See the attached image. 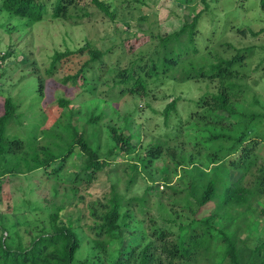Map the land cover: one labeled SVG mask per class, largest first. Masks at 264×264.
Wrapping results in <instances>:
<instances>
[{
  "label": "trees",
  "instance_id": "trees-1",
  "mask_svg": "<svg viewBox=\"0 0 264 264\" xmlns=\"http://www.w3.org/2000/svg\"><path fill=\"white\" fill-rule=\"evenodd\" d=\"M139 1L122 0L116 8H131ZM200 1L208 7L206 0ZM258 5L264 13V0H258ZM0 11L30 22L55 19L74 24L85 18L91 20L98 13L111 20L117 15L111 0H0ZM200 16L201 11L194 14L190 22H183L180 28L169 33L145 34L147 38L136 49L131 44L114 61H110L113 47L101 49L88 41L77 48L55 51L47 73L62 62L71 63V56L85 57L78 68L68 70L61 78L63 85L79 84L78 90L75 99L58 93L52 100L60 110L47 128H37L43 117L40 110L39 120L32 117L35 124L29 122L11 96L3 98L0 113V181L10 174L36 170L59 177L77 148L82 152L81 164L68 180L88 184L98 174H109L113 169L111 155L131 153L136 145L133 138L138 134L127 120L133 113L124 114V123H105L109 146L107 153L101 155L98 134L106 111L103 108L96 111L97 106L89 104L88 110L82 113L80 107L70 106L74 101L82 99L80 104L95 98L107 101L114 90L120 96L130 94L145 99L150 83L168 79L213 83L214 89L194 101L186 119L178 120L171 126L173 131L165 132L167 139L155 138L156 141L148 142L142 147L144 154L135 158L141 169H147L153 159L166 152L174 163L170 173L176 175L178 166L183 170L176 183L165 184L169 193L165 195L164 189L161 190L169 206L167 215L174 217L164 219V225L155 224L153 216L147 223L143 220L146 227L134 223V208L142 213L149 210L147 193L126 198L112 185L102 198L88 204L92 222L86 224V228L79 223L84 214L64 220L61 214L64 205L60 204L54 205L50 213V231L40 230L28 245L11 246L0 234V264H198L199 261L202 264H264V239L248 244L239 238L238 227L231 230L229 224L219 226L215 222L255 210V203L264 197V99L249 93L245 83L253 74L264 70V57L249 70L246 67L257 45L238 47L218 37L217 42H210L209 37L205 43L197 30ZM121 21L126 29L131 27L130 20ZM235 33L258 37L264 33V27L255 30L238 26ZM149 40L154 41V47L150 48ZM125 56L127 61L120 66ZM34 73L35 70L30 75ZM98 84L105 88L97 90ZM42 85L43 79L38 78L37 95L32 97L37 103L42 102ZM177 105L178 97L167 101L161 110L164 124L168 125L171 115L177 112ZM113 110L116 109L113 107ZM81 114L83 122L79 123ZM22 119L28 127L29 138L8 136L9 125L13 121L19 124ZM255 123L259 124L258 129L249 133ZM184 126L195 138V153L193 149L183 153L181 147L168 143L169 139L178 138ZM203 164L211 167L208 173L201 170ZM129 166L132 173L127 182L130 184L140 170L137 163ZM168 177L169 174L164 175L165 179ZM150 181L154 182L152 178ZM71 190L75 194L77 188ZM209 202H213V208L207 215L199 216V210ZM160 206L164 208L162 202ZM0 229L3 230L1 225ZM83 237L89 242L87 255L75 260ZM217 256L219 263L214 260Z\"/></svg>",
  "mask_w": 264,
  "mask_h": 264
},
{
  "label": "rangeland",
  "instance_id": "rangeland-1",
  "mask_svg": "<svg viewBox=\"0 0 264 264\" xmlns=\"http://www.w3.org/2000/svg\"><path fill=\"white\" fill-rule=\"evenodd\" d=\"M121 1L111 0L112 6L117 11L114 20L98 13L91 20L85 18L84 21L77 24L55 19L30 22L22 18L8 16L0 11V113L2 112L3 98L11 96L19 104L21 115L26 116L29 122L35 124L32 117L39 120L37 114L40 110L39 113H42L43 117L38 121L37 128L51 126L58 110H60V107L56 103H52V100L58 93L75 99L74 95L79 86V84L74 87L71 84L63 85L61 78L69 72L68 70L74 71L78 68L85 57L83 55L71 56L69 59L71 63L62 62V64L56 65L51 73H47L46 69L49 67L51 56L55 51L77 48L88 41L94 47L101 49L113 47L114 51L110 61H114L118 54L125 53L131 44L133 49H136L147 38L145 34H164L177 30L183 22H190L194 14L200 11L201 16L197 30L200 37L205 39V43L209 37L212 38L210 42H217L216 38L218 37L232 42L238 47L257 45L253 49L254 53L246 67L249 70L264 57V33L258 37L249 35L242 37L235 33V28L238 26H249L255 30L264 27V13L259 8L258 0H206L208 7H205L200 0H141L135 2L134 7L125 8L122 5L121 9H117L116 7L120 6ZM121 19L130 20L131 27L126 29V25ZM144 29L148 32L143 33L141 30ZM148 42L150 48L154 47V41L149 40ZM4 55L7 56L3 58ZM125 58L126 56L121 59L120 66L126 63ZM33 70H35L34 75H30ZM38 78L43 79V85L42 102L38 101L37 103L35 97H32L37 95ZM245 83L249 93L264 99V70L253 74ZM98 85L97 90L99 91L105 88L104 85ZM149 86L148 97L145 99L130 94L120 96L114 90V95L111 98L107 97L110 100L103 101L95 98L91 102L80 104L82 101L80 99L70 105L73 108L80 107L82 113L88 110L89 104L96 105V111L100 108L106 111V115L100 120L101 132L98 134L101 155L107 153L109 146L107 128L104 124L124 123V114L133 113L127 117V120L131 122L132 130L137 131L138 134L133 138V142H136L135 149L125 155L122 153L111 155L114 163H111L113 169L109 174L100 173L88 184L70 182L68 180L70 174L72 171L76 172L81 164L82 152L76 148L61 170L59 177H55L47 171L44 173L42 170H36L28 174H10L6 179L0 181V225L3 227V230L0 229V234L6 237L8 244L26 246L40 230L50 231L49 217L54 205H64L61 212L64 220L75 219L84 214V218L79 223L86 228V224L92 222V218L88 216V204L95 199L102 198L104 193L110 191L112 185L126 198L143 196L147 193L146 205L149 210L142 213L139 209L134 208V223H140V226L146 227L147 220L153 216L152 218L157 221L155 224L164 225V219L174 217V215L171 217L167 215L169 206L165 195L170 190L166 188L165 184L176 183L177 177L180 174L183 175V170L178 166L176 175L170 173L174 169V163L166 152H163L159 158L153 159L147 169H141L140 163L136 162L135 158L137 155L144 154L142 147L148 142L156 141L155 138L167 139L165 132L173 131L171 126L178 120L183 122L187 113L193 109L194 101L206 91L213 90L214 84L205 80L175 82L168 79L157 84L150 83ZM104 95L101 94V96ZM172 97H178L177 112L171 115L168 125H166L161 110ZM33 102L35 104H32ZM113 107L116 110H113ZM78 118L79 123H82V114ZM23 120L19 124L13 121L7 128V135L28 139L29 130ZM184 127L181 134L177 136L178 138L169 139L168 143L178 148L181 147L183 153L190 149H193L195 153V138L190 136L191 130ZM258 127L259 124L255 123L249 133H253V130H257ZM93 134L95 133L93 132ZM124 134L127 135L128 131H125ZM88 137L90 139V136ZM197 148L199 147L197 146ZM131 163L138 164L140 173L135 177V181L129 184L127 181L132 173L129 166ZM200 168L205 173L211 169L210 166L207 167L204 164ZM166 172L169 177L165 179ZM151 178L154 180L153 183L150 181ZM169 180L172 182H167ZM72 187L77 188L75 194L71 190ZM162 189H164L165 195L161 193ZM161 202L164 204V208L160 206ZM212 208L213 202H209L199 210V216L207 215ZM261 209L264 210V197L260 199V202L255 203V210L241 212L238 217L231 220L226 218L222 222L220 219L215 222L219 226L229 224L231 230L238 227L239 238L252 245L264 239V211H259ZM143 220H146V223ZM79 232L82 231L79 230ZM86 240V237H83L75 260L83 259L87 255L89 242ZM218 257L214 259L216 263L220 261ZM198 264L202 263L199 261Z\"/></svg>",
  "mask_w": 264,
  "mask_h": 264
}]
</instances>
